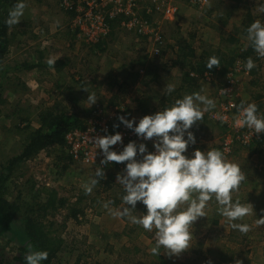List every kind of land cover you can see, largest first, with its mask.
I'll return each mask as SVG.
<instances>
[{
	"label": "rangeland",
	"instance_id": "374dc122",
	"mask_svg": "<svg viewBox=\"0 0 264 264\" xmlns=\"http://www.w3.org/2000/svg\"><path fill=\"white\" fill-rule=\"evenodd\" d=\"M61 1L25 0L27 5L36 8L37 14L33 22L31 21V28L26 30L28 33L21 37L18 36V40L15 41L5 61V68L11 71L7 75L8 88L3 94L6 102L0 105V165L22 151L25 137L17 128L18 120L27 115L32 127L38 128L37 117L40 109L58 106L57 101L63 99V104L66 106L61 108L67 109L72 104L70 91H80L84 85L88 91V83L90 85L88 87L91 88L90 93H95L97 101L103 100L104 105L110 104L115 96H120L117 107L123 111L127 109L131 111L129 119H135L137 123L144 115L138 106L140 107L141 104L150 112L152 111L151 106L154 109L159 108L167 82L176 84V91L170 94L172 97L180 93L182 96L192 94V90L185 93L182 88L184 75L189 71V64L175 65L177 55L180 53L178 46L180 39L185 41L184 50L187 51L186 46H190L189 50L192 49L196 57L203 54L217 57L218 52L221 57L222 55H233L235 49L249 42L242 35H240L239 43L231 41L235 36V24H240L249 11L255 20H259L264 13L261 10L264 8V0L240 1L239 3L237 0H210L206 6L195 5L191 0H171L179 10L170 19L165 18L162 13L163 3L166 0L157 2L137 0L135 6L132 7L135 16L118 18L121 26L115 25V29L110 31L108 29L107 34L100 39L104 43L100 47H95L86 44L90 41L85 40L87 33L93 27H97L94 23L90 25V21L87 20L89 9L80 4L77 7L79 17L74 20L70 28L66 22L67 19L64 18L66 14L59 9ZM111 11L112 6L108 4L102 11L103 16L105 17ZM35 16L32 13V17ZM134 18L136 20L132 21L131 25L125 26L126 28L123 26L122 23ZM138 18L147 21L150 26L145 30H140ZM25 20L22 18L19 24ZM240 26L238 29L242 28ZM76 27H79V30H75ZM16 30L19 32L21 29L18 27ZM155 47L159 52L154 51ZM49 59L54 61L63 59L68 62L59 71L54 65H49ZM260 59L256 75L240 77L234 75V78L243 102L256 103L259 112L264 114V103L262 102L264 100L262 99L264 97V58ZM41 62V66L35 69H22L27 63ZM230 69L227 74L230 73ZM114 75L119 76L116 78L127 81L126 86L131 97L124 96L128 92L125 91L124 94L118 86L113 87L117 82L111 78ZM227 76L219 75L212 83L202 81L196 88L197 92L216 101V108L204 114L208 120L205 123V126H208L205 131L207 135L204 133L199 139L207 138L205 139L207 146L210 142L213 146L220 145L222 136L231 139L235 135V131L221 121L218 120V125L211 122L220 113L218 91L225 84ZM155 77L156 80H154ZM83 80L87 83L83 84ZM88 97L89 93L87 100ZM87 100L84 106L91 110L94 107ZM97 103L99 102L95 104ZM10 113L13 114L12 117L8 116ZM104 114L105 112H103V119H107L113 111L111 108L108 110V117H104ZM152 114H154L153 111ZM234 117L231 115L230 119ZM88 121L90 122L91 119L89 118ZM196 127L197 125H194L192 130H196ZM135 142L138 145L145 143L150 152L155 151L154 141H145L137 136ZM236 148L241 149V146ZM241 152L242 155L244 153L245 157H251L253 162H256L255 165L259 167L258 173L255 175L250 173V175L262 180L260 185L264 190V144H254L243 148ZM60 155H62L60 151L42 152L36 158L23 164L9 183V198L13 201L21 196L25 202H28L34 197L36 191L54 189L59 196L68 199L70 205H78L84 211V215L78 221L68 216L70 208L62 209L56 217H49L52 221L65 225V228L59 231L64 244L55 263L151 264L157 262L158 256L150 252L155 244V229L147 231L142 226L131 223L127 217L112 214L117 209L122 210L127 206L122 200L124 188L117 181V175L123 174L127 162L119 164L118 169L104 170L105 177L98 178L102 187L97 184L91 193L86 194L84 185L95 177L97 168L73 163L68 170L62 172L64 161L59 160ZM68 155L66 150L63 157H68ZM137 158L141 157L138 155ZM106 181L112 183L108 190H106ZM20 191H25L26 194L20 195ZM260 192L257 193L258 196ZM93 198L99 201L94 202ZM79 199L82 201L77 202ZM106 203H109L107 209L104 207ZM216 208L217 205L212 209L214 217L211 219L221 217L223 220L221 226L215 227L213 224L202 223L197 233L194 234L195 238L192 239L190 249L179 255H169L161 249L159 256H172V259L164 258L165 261L171 260V264H186L189 260L188 264H206V262L220 264V255L235 254V248L230 241L231 237H235V230L225 218L217 213ZM132 214L137 215L135 210ZM251 218L252 214L245 217L244 223L249 222ZM15 224L16 227H20V220L18 219ZM7 240L8 237L0 238V254L10 256L11 253L12 256L13 249H10V245L6 247ZM112 248L114 252H111ZM123 248L132 249L133 252L123 251ZM135 248L143 249L144 252H134ZM231 257L230 255L227 259ZM242 259L240 262L246 263L245 258ZM256 264H264V260L260 259L256 261Z\"/></svg>",
	"mask_w": 264,
	"mask_h": 264
},
{
	"label": "clouds",
	"instance_id": "9594fccd",
	"mask_svg": "<svg viewBox=\"0 0 264 264\" xmlns=\"http://www.w3.org/2000/svg\"><path fill=\"white\" fill-rule=\"evenodd\" d=\"M25 8V0H17L5 23L10 28L19 24ZM261 10L264 11V8ZM246 31L247 40L257 57L264 58V22L256 20ZM48 63L54 65L55 61L49 59ZM219 66L220 61L215 56L210 57L206 64L208 70ZM255 67L256 62L249 57L244 65L245 70L250 72ZM175 91L176 84L167 82L164 95ZM87 101L91 105L95 104V93L89 92ZM215 108L216 101L213 98L196 92L176 99L170 107L155 114L144 116L138 123L135 119L120 116V122L139 138L154 141V152L148 150L147 144L138 145L135 141L124 145L122 151L114 150L113 146L123 144L120 132L97 137L94 141L95 147L104 154L102 165L127 162L123 174L117 175V181L125 192L122 200L127 206L112 214L127 217L131 223L147 231L155 229V244L150 249L154 256H159L161 249L169 255H179L190 249L193 225L201 217H208L209 202L213 199L217 204V213L228 221L233 230L243 234L251 230L249 224L239 222L253 212L249 202L241 203L236 197L246 180L241 167L229 162L219 149L206 152L197 149L191 157L185 155L189 146L196 143V136L191 129L204 119L206 112ZM234 124L247 127L255 134H264V114L259 112L256 103L241 105ZM103 177L104 168L98 167L95 177L84 185L86 194L91 193L100 182L98 178ZM138 202L146 206L147 214H132ZM109 203L104 205L106 209ZM256 223L264 225V218L257 219ZM32 247L29 245L30 249ZM48 256L47 251H29L25 256L26 264H44Z\"/></svg>",
	"mask_w": 264,
	"mask_h": 264
},
{
	"label": "trees",
	"instance_id": "16d2710c",
	"mask_svg": "<svg viewBox=\"0 0 264 264\" xmlns=\"http://www.w3.org/2000/svg\"><path fill=\"white\" fill-rule=\"evenodd\" d=\"M62 1L61 3H63ZM237 1L239 3L241 0ZM16 3L17 0H0V105L5 104L6 102L3 97V94L8 88L7 75L9 71H11L5 68V61L7 60L11 50L13 49L15 41L18 40V36L21 37L28 33V31L26 30L31 28L33 22L32 20L36 18L35 15L37 14L36 8L26 4L24 12L25 17L24 15L22 17L26 20L23 21L22 24H17L10 28L5 23V21L8 18L9 11L14 7ZM61 3L59 9L64 14H66L64 18L67 19L66 22H68V25L71 28L74 24V20L78 16L77 10L75 7L70 8L65 7L64 5L61 6ZM32 13L35 17H32ZM262 19L264 20V17ZM105 22L109 26V31L115 29V25L121 26L120 20L118 18L110 19L109 14L107 15ZM253 22H255L254 17L251 15V13H247L246 18L242 23V31L239 29L244 36L247 37L246 30ZM18 27H20L21 29L19 32L16 30ZM75 30H79V27H76ZM233 37L234 38H232L231 41L235 42L237 39L235 40V36ZM103 43V40H98L96 42L90 41L89 43L86 42V44L95 47H100V45ZM184 43L185 41L183 39H180V41L178 42L180 53L179 55H177V62H175V65L181 64L182 66H185L186 64H189V71L184 75V86H182V88H184L183 91L185 93L190 90H192L191 92L196 93V88L200 83H202V81L212 83L217 79V76L219 77V75L227 76V71L233 66H235L236 62H243L246 64L247 59L249 57H252V59L257 64V67L250 71L251 75H256V73L258 72V66L260 64L261 59L257 57L256 53L250 46V42L246 49L239 48L238 51L235 49L233 55H222L223 57H221L218 52V54L216 55H218L217 58L220 61V66L214 67V69L212 70H208L206 67L209 58L212 56L203 54L200 57H196V55L194 56L193 50H189L190 46H186L187 51L184 50ZM67 62H65L63 59H59L55 61L54 67L60 71V68H63L67 64ZM40 64H42V62L30 64L27 63L22 67V69L32 70L37 67H40ZM117 76L118 75H114L111 77L112 79H115L117 81L116 83H114L113 87L118 86L121 91H124V94L125 91L128 92V94L124 96L131 97L129 90H127V81L122 80L121 78H116ZM209 78L210 80L207 81V79ZM154 80H156V77ZM91 81L94 82V80ZM82 83L86 84L87 82H84L83 80ZM88 85V91L85 88L86 85H84V87H81L80 91H70L71 94L69 95L71 97L72 104L70 105V107L68 106L67 109L61 108L66 106L63 104L64 99L57 101L58 106L55 105L53 107H43L42 109H40L37 117V122L39 123L38 128L32 127L30 118L27 115H25L26 117H23V119L18 120L19 126L17 128L19 131H21V133L24 134L25 137V142L23 144L22 151L15 157L8 159L6 162L0 165V238L8 237V240L6 241L8 242L6 247H9L10 245V249H13L12 256L11 253L10 256L0 254V264H26L25 256L28 254V252L38 250L47 251L49 253L48 259L44 262V264H56L55 261L57 260L58 254L64 244V240L59 234V231L62 228H65V225L52 221L51 219H49V217H56V215L59 214V212L65 208H70L68 216L70 218L72 217L76 221L80 220V218H82V215H84V211L79 208L78 205H70L68 199L59 196L58 192L54 189H42V191L38 190L36 191L34 197L28 202H25L21 196H19L17 200L13 201L9 198V183L16 174V172L23 166V164H25L31 159L36 158L42 152L45 151H60L62 153L59 158L60 161H64L62 172L68 170L70 165H72L73 163H77L70 155H68V157H63L65 151L67 150L68 152L67 136L73 131H85L88 128V126L90 125L88 119H92L94 117V113L98 111V109L96 108L97 105H100L103 112H105L106 116L110 108L113 111L114 115H117L116 117H113L112 120H110L109 122L111 132L113 134H115L121 129L122 123L119 120L120 116H124L126 119L130 118L131 111H129L128 109L126 111H123L119 107H117L119 106V103H117V101L120 96H115L113 101H110L111 103L109 102L110 104L104 105L103 100H100L97 101L99 103L95 105L93 104L94 108H92L91 110L86 109L87 107L84 106V102L87 100V94L91 92V88L88 87ZM181 98H183L181 93L175 95V97H172L170 95H164L162 97V104L159 106V108L154 109L151 105H149L150 102H148L149 104L146 105L149 107L151 106L150 108L155 114V112H158L164 109L165 107H170L176 99ZM262 99H264V97H262ZM219 100L221 103L220 91H218V101ZM235 101L237 108L241 105L246 106L248 104L244 103L241 97H236ZM127 108H129V106ZM138 108H140V111H142L141 113L144 114L141 116V118L146 115L152 114V111L150 112V110L145 109L144 106H142L141 104L140 107L138 106ZM88 115L89 118L86 120ZM8 116L12 117L13 114L10 113ZM214 120L218 122L216 118ZM214 120H211V122L216 123V125H218L219 122L217 123ZM207 122L208 120L206 119V117H204L201 122H197L195 124L197 125L196 130L193 131L191 129V131L196 136V140H199L198 138L204 135V133L206 134L205 131L208 126H205V123ZM116 125H119V127H116ZM96 127L100 128L98 125H96ZM226 138L227 137L222 136L220 145L215 146L216 149H219L224 153V144ZM257 143H259V145L264 144V139ZM237 146H241V148H248L247 146H243L239 142L233 143V145L231 146V152L229 154L225 153V156L234 154L235 150L237 149ZM98 167L102 166L97 165L96 168ZM103 168L104 170H110L114 168L118 169L119 164L109 163ZM105 184L107 186L106 190H108L112 186L111 182L106 181ZM98 185L99 187H102V183H98ZM19 194L24 195L26 193L25 191H20ZM123 195H125L124 190ZM97 200V198H93L94 202ZM81 201L82 199L77 200V202ZM77 202L76 204H78ZM135 212L137 213V216L138 213L140 215L147 214V208L141 202H138L136 205ZM18 219L20 220V227H16L15 224ZM29 245H32L33 247L30 249ZM110 250L111 252H114L112 251L113 248ZM122 250L126 252H133L132 249L130 250L127 248H123ZM134 250H136L134 252L138 253L144 252L143 249L135 248ZM163 256L164 257L158 256V261L151 264H171V260L165 261L164 258L167 257L172 259V256Z\"/></svg>",
	"mask_w": 264,
	"mask_h": 264
},
{
	"label": "built area",
	"instance_id": "2783aa9c",
	"mask_svg": "<svg viewBox=\"0 0 264 264\" xmlns=\"http://www.w3.org/2000/svg\"><path fill=\"white\" fill-rule=\"evenodd\" d=\"M137 0H63L62 5L65 7L73 8L75 7L78 11L77 7L81 4L87 9H89V14L87 20L91 23H94L97 27H93L90 32L87 33L85 36L86 41L96 42L101 39L102 36L107 34L108 32V25L106 24V15L103 16L102 11L110 4L112 6L111 13L109 12L110 19L120 18L121 16H135L132 12V7L135 6ZM158 0H154L157 2ZM192 3L198 6H206L210 0H191ZM171 0H166L163 3V10L162 13L164 14L165 18L172 19L173 16L176 15L178 12V7L174 3H170ZM79 15L77 16L76 20L78 19ZM136 18L132 19L131 21H126L123 26L131 25L132 21H135ZM97 23V24H96ZM138 24L140 25V30H145L150 26L147 21L138 18ZM85 34V33H84ZM86 35V34H85ZM155 52H159V50L155 47ZM243 62H237L235 68L230 71L227 76V82L220 90L221 96V103H220V113L216 115V119L221 121L222 123L228 125L235 131L234 137L229 139L226 138L224 144V151L226 154L231 152V146L233 143L239 142L243 146L250 147L257 142H260L264 139V134H255L252 130H249L247 127L244 126H236L234 124V118L238 115V111L241 106L238 108L236 107V97H240L239 90L236 88V80L234 75L236 76L238 73H243L245 75H249L250 72L246 71L244 68ZM210 80L207 79V81ZM223 101V102H222ZM96 108L98 109L97 112L94 113V117L90 121V125L85 131H73L67 136V145H68V152L71 157L77 163H81L84 165H88L91 167H96L100 165L104 167L105 165L101 164V161L105 158L102 150H99L95 147L94 141L97 137L112 135L110 128V120L117 115H110V117L104 114V117H108L107 119H103V110L100 105H97ZM231 115L235 117L230 119ZM98 125L100 128H97ZM123 136V144H117L114 147L116 151H122L123 146L127 145L132 140H136L137 135L134 131L128 129L125 125L122 124L121 129L118 131ZM113 164H118L116 162H110Z\"/></svg>",
	"mask_w": 264,
	"mask_h": 264
},
{
	"label": "crops",
	"instance_id": "0c3cea01",
	"mask_svg": "<svg viewBox=\"0 0 264 264\" xmlns=\"http://www.w3.org/2000/svg\"><path fill=\"white\" fill-rule=\"evenodd\" d=\"M241 1L250 2V0H241ZM247 13H251V12L249 11ZM263 17H264V13L259 18V20L264 22V20L262 19ZM245 18H246V16L244 18H242V20L240 22L241 26L239 23H238V25L235 24V40L237 39L235 41V43H239L241 41V40H239L241 37L240 35H242L243 37H245L247 39V37L241 33L242 28H239L241 31L238 29L239 26L242 27V23H243ZM256 20L254 18V21H256ZM248 45H249V42L245 46H243V47L241 46V48L246 49ZM236 50L238 51V49H236ZM236 64H237V62L235 63V66H236ZM235 66H233L231 69L233 70L235 68ZM243 75H245V74L239 73L236 76L240 77ZM249 76H251V73L249 74ZM241 79H242V77H241ZM262 102L264 103V100ZM219 103H220V100H219ZM198 139H200V138H198ZM205 139H207V138H205ZM205 139L204 140H196V143L194 145L189 146L188 151L185 153V155H188L189 157H191V154L194 153L193 150H197V149H199V150L202 149L201 151H204V152L208 151L209 149H216V147L213 146L212 145L213 143H211V142L207 146ZM241 151H243V148H241V149L238 148L235 150V152L232 156L228 155V156H226V158L229 160V162L238 164L241 167L242 171L246 175V180L241 184L240 190L236 194V197H238L241 200V203L249 202L253 206L252 218L249 219V222H247V224H249L251 226V230L247 234H243V233H240L239 231L235 230V237H231V239H230L233 247L235 248V254L231 253L230 255L232 257L230 259H227L230 256L228 254L227 255H220L219 256L220 257L219 258L220 264H256V261H259L260 259L264 260V225H259L256 223L257 219L264 218V190H263L262 186L260 185V183L262 184V180L257 178V177L255 178V176L252 177L250 175V173L251 174L254 173V175H255V173H258L259 167H257V165H255L256 162H253L251 157H249L251 159H249L248 157H245L246 155H244V153H243V155H244L243 156ZM243 160H245V162ZM259 191H261V192L258 196L257 193ZM236 197H234V199ZM209 204H210V208L208 209V217H201L193 225V229H192L193 239L195 238L194 234L197 233V231L201 227L200 225L202 223L206 222L205 223L206 225L213 224V225H215V227L221 226L223 223V220L221 217H215L214 219H211L214 217V211L212 209L217 204H216L214 199L212 201H210ZM211 212H213V213L210 215ZM209 215H210V217H209ZM208 218L211 220H209ZM239 222L244 223V219H243V221H239ZM229 234L230 233H228V235ZM226 240H229V239H226ZM242 258H245L246 263L240 262L241 260H243ZM189 261H188V263H189ZM188 263H186V264H188ZM206 264H208V262H206Z\"/></svg>",
	"mask_w": 264,
	"mask_h": 264
}]
</instances>
